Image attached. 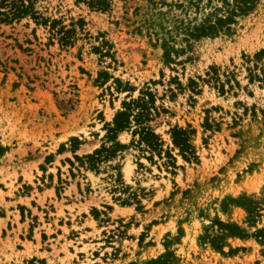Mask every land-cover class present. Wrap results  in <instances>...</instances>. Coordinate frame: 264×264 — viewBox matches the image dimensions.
Here are the masks:
<instances>
[{"label": "rangeland", "instance_id": "obj_1", "mask_svg": "<svg viewBox=\"0 0 264 264\" xmlns=\"http://www.w3.org/2000/svg\"><path fill=\"white\" fill-rule=\"evenodd\" d=\"M220 5L111 0L102 12L75 0H0V264H264L254 227L241 241L224 237L221 250L208 241L221 235L216 218L245 226L235 200L264 190V84L246 70L264 68V53L254 57L264 0L228 31L187 35ZM212 72L232 76V88L218 92ZM146 86L168 110L152 126L176 168L132 149L99 172L71 167L69 140L80 142L75 154L91 152L122 100ZM175 125L193 129L196 160L173 147ZM117 162L122 184L109 167Z\"/></svg>", "mask_w": 264, "mask_h": 264}, {"label": "trees", "instance_id": "obj_2", "mask_svg": "<svg viewBox=\"0 0 264 264\" xmlns=\"http://www.w3.org/2000/svg\"><path fill=\"white\" fill-rule=\"evenodd\" d=\"M212 0H208L211 4ZM221 5L213 6L212 11L209 12L202 21L187 32L188 36H214L218 32L225 30H230V25L236 22V17L244 16L250 12L257 0H217ZM76 3H84L89 8L98 11H107L110 8L111 0H75ZM27 13V8L18 9L11 13L12 18L20 17ZM1 14V13H0ZM5 21V19H1ZM64 41L63 38H59ZM164 48V57L168 61L170 60V54L167 50L166 43H162ZM264 53V49L259 50L254 54L255 59L259 55ZM256 66V65H254ZM257 69V67H255ZM212 70V68H211ZM248 72L249 79L256 78L261 84H264V68H259L258 72L252 71L250 68L246 69ZM209 78L213 80L214 87L220 93L226 92L225 85L228 89L232 88V76L225 75V81L220 80L219 76L212 72L207 73ZM116 89L121 88V82L117 79ZM191 83L193 82L190 79ZM191 89H195L191 86ZM123 91H129L128 86H125ZM194 91V90H192ZM129 99H124L121 102V107L116 110L110 122L105 123L104 130L105 133L101 138V143L98 147L94 148L91 152L78 155L75 151L80 144L76 138H72L70 141V151L73 153L74 161L69 158L66 161L71 167H74V162L76 161L77 168L90 169L95 172H99L101 164L110 162L115 158H122L123 152L129 149L136 151V158L141 157L146 158L150 162H154V156L158 159H164L163 165L169 169L176 168V158L171 153L172 149L168 147L164 148V142L159 133H157L152 126V122L161 114L167 113L168 110L162 106L155 105V95L151 92L150 88L146 86L141 89L135 98L126 97ZM190 127V126H188ZM207 128L208 126H204ZM126 131L130 135V140L128 143H121L118 139L119 133ZM171 138V143L174 148L178 149V154L184 160H196L197 155L193 145L191 144V136L193 134V129L182 128L178 126H173L168 130ZM64 145H61L59 150L62 151ZM5 151V148L0 146V156ZM48 159V157H47ZM138 165L141 166L139 162ZM110 168L116 170L115 178L113 182L121 183V173L120 165L116 164L109 165ZM42 170H45L43 165H40ZM70 174L74 176L73 172L70 170ZM58 182L61 181L58 178ZM61 187L56 188V193L60 192ZM236 204L240 206L244 212L245 217L243 223L245 226H240L235 222H224L218 220L217 218L213 221V225H216L219 229L221 235L212 234L210 235L208 241L213 248L216 250H221L223 247V239L226 236H235L239 238H244L249 236L248 228H256L252 233V236L256 240L264 245V228H257V223L260 222L261 217L264 214V190L258 194H246L243 193L237 197L235 200ZM211 225V226H213Z\"/></svg>", "mask_w": 264, "mask_h": 264}, {"label": "crops", "instance_id": "obj_3", "mask_svg": "<svg viewBox=\"0 0 264 264\" xmlns=\"http://www.w3.org/2000/svg\"><path fill=\"white\" fill-rule=\"evenodd\" d=\"M89 230H90V229H87L86 232H89ZM231 238H237V239L240 240V241L243 239V238H238V237H235V236H231ZM89 242H92V244L100 243V242H95V241H93V239H90ZM84 244H88V243L84 242ZM79 247H81V245H79Z\"/></svg>", "mask_w": 264, "mask_h": 264}]
</instances>
